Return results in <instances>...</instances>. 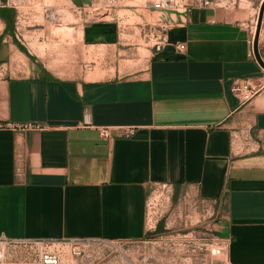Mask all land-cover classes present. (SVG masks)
Wrapping results in <instances>:
<instances>
[{"label":"crops","instance_id":"0c3cea01","mask_svg":"<svg viewBox=\"0 0 264 264\" xmlns=\"http://www.w3.org/2000/svg\"><path fill=\"white\" fill-rule=\"evenodd\" d=\"M183 1L189 13L84 2L113 12L85 21L79 52L51 65L46 47L19 44L16 12L0 0V237L144 240L149 198L169 185L221 216L229 263L264 264V89L248 101L232 90L264 83L260 7ZM259 50L264 60V20ZM25 124L43 129L9 127Z\"/></svg>","mask_w":264,"mask_h":264},{"label":"rangeland","instance_id":"374dc122","mask_svg":"<svg viewBox=\"0 0 264 264\" xmlns=\"http://www.w3.org/2000/svg\"><path fill=\"white\" fill-rule=\"evenodd\" d=\"M6 1L16 12L14 27L19 44L32 52L46 47L51 65H57L61 55L70 57L79 52L75 37L85 21L109 19L113 12L109 8H82L91 0ZM255 1L260 7L262 0ZM220 220L213 208L185 194L155 190L149 206L152 229L144 240L52 243L47 250L58 255L60 264H227L225 256L215 254L217 238H221L215 225ZM159 226L161 232H157ZM0 251V264H35L33 252L24 245L0 244Z\"/></svg>","mask_w":264,"mask_h":264},{"label":"built area","instance_id":"2783aa9c","mask_svg":"<svg viewBox=\"0 0 264 264\" xmlns=\"http://www.w3.org/2000/svg\"><path fill=\"white\" fill-rule=\"evenodd\" d=\"M212 4L211 0H203V7H210ZM143 8H150L155 11H165V12H180L189 13L190 9L184 6L183 0H143ZM169 44L168 34L163 30L160 31L155 39L154 48L156 51L160 52L165 45ZM179 51H184L186 46L183 44L177 45ZM264 89V83L256 78H245L238 79L234 81L233 92L245 101H248L261 90ZM15 130L22 131H39L43 129V126L36 124H25V125H10L9 126ZM1 128V126H0ZM101 136L105 139H111L112 134L109 128H100ZM134 135V129H126L124 132L125 137H131ZM155 190H162L172 193V188L169 185H162ZM154 190V191H155ZM150 206V198L148 203V210ZM90 242H100L94 240H82V239H69L63 241H47V240H12L6 237H0V244H21L29 247L34 254L35 264H60L59 257L56 253L47 250V245L49 244H61L67 243L72 245H79L82 243ZM217 247L215 248V254L218 256H226L227 250L229 248V241L224 238H217ZM80 252H75V255H79ZM227 260V259H226ZM3 262V253L0 251V263ZM227 264L229 261L227 260Z\"/></svg>","mask_w":264,"mask_h":264},{"label":"water","instance_id":"95a60500","mask_svg":"<svg viewBox=\"0 0 264 264\" xmlns=\"http://www.w3.org/2000/svg\"><path fill=\"white\" fill-rule=\"evenodd\" d=\"M263 20H264V0L260 6L257 29H256L255 38H254V43H253V51H254L255 59L257 60L260 67L264 70V60L259 50V38H260Z\"/></svg>","mask_w":264,"mask_h":264},{"label":"trees","instance_id":"16d2710c","mask_svg":"<svg viewBox=\"0 0 264 264\" xmlns=\"http://www.w3.org/2000/svg\"><path fill=\"white\" fill-rule=\"evenodd\" d=\"M6 0H3V2H5ZM77 4H79V3H77ZM161 230H162V226H159V228H158V230H157V232H161ZM149 234V233H148ZM148 236V235H147Z\"/></svg>","mask_w":264,"mask_h":264}]
</instances>
